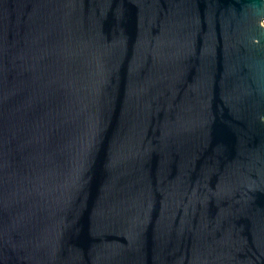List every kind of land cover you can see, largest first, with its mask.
I'll return each mask as SVG.
<instances>
[{
  "label": "water",
  "instance_id": "95a60500",
  "mask_svg": "<svg viewBox=\"0 0 264 264\" xmlns=\"http://www.w3.org/2000/svg\"><path fill=\"white\" fill-rule=\"evenodd\" d=\"M264 0H0V264H264Z\"/></svg>",
  "mask_w": 264,
  "mask_h": 264
},
{
  "label": "built area",
  "instance_id": "2783aa9c",
  "mask_svg": "<svg viewBox=\"0 0 264 264\" xmlns=\"http://www.w3.org/2000/svg\"><path fill=\"white\" fill-rule=\"evenodd\" d=\"M261 24L264 26V20H262Z\"/></svg>",
  "mask_w": 264,
  "mask_h": 264
}]
</instances>
